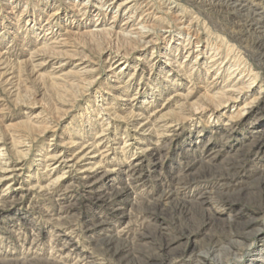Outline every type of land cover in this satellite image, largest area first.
Listing matches in <instances>:
<instances>
[{
  "label": "rangeland",
  "instance_id": "rangeland-1",
  "mask_svg": "<svg viewBox=\"0 0 264 264\" xmlns=\"http://www.w3.org/2000/svg\"><path fill=\"white\" fill-rule=\"evenodd\" d=\"M204 251L264 264V0H0V264Z\"/></svg>",
  "mask_w": 264,
  "mask_h": 264
},
{
  "label": "bare ground",
  "instance_id": "bare-ground-1",
  "mask_svg": "<svg viewBox=\"0 0 264 264\" xmlns=\"http://www.w3.org/2000/svg\"><path fill=\"white\" fill-rule=\"evenodd\" d=\"M143 27V26H142ZM137 32V31H136ZM138 33V36H137V39H140V37H142L141 36V33H139V32H137ZM128 40L129 41H133V38L132 37H128ZM138 60H141L140 58H138ZM234 93V92H233ZM233 96V95H232ZM231 97V96H230ZM234 98V97H233ZM228 101V100H227ZM127 113V112H126ZM128 114V113H127ZM131 117L133 118V115H131ZM57 158L58 159H60V160H63L64 159V157L62 156V155H60V156H57ZM57 159V160H58ZM72 160L73 159H68V163H71L72 162ZM7 169L6 168H4V170H3V172H5ZM251 222L252 221H249V222H247L246 224H244L242 227H241V230L238 232V233H236L232 238H228L227 239V245L225 246V247H223V248H221V249H224L226 252H230L232 249H233V247H235L236 245H238L239 244V242H240V240H239V237H242V236H244V234L251 228ZM196 250V249H195ZM186 253L185 252H182L181 254H180V256H182L183 258H184V256H186L185 255ZM204 254V255H203ZM212 254V253H211ZM207 255H209V253L208 252H202V254H199L197 257H196V260H194V261H191L189 258L188 259H183V258H179L178 259V261L176 262V263H174V264H189V263H192V262H195L194 264H223L224 263V261L222 260V259H216L214 262L213 261H210L209 260V258H207L206 256ZM213 255V254H212ZM215 256V255H214ZM216 257V256H215ZM166 261H162L161 260V263L160 264H163V263H165ZM167 264H169V263H167Z\"/></svg>",
  "mask_w": 264,
  "mask_h": 264
}]
</instances>
